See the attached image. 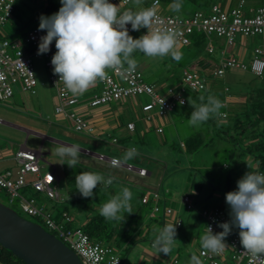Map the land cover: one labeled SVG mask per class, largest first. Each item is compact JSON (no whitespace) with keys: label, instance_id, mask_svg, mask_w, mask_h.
<instances>
[{"label":"rangeland","instance_id":"rangeland-1","mask_svg":"<svg viewBox=\"0 0 264 264\" xmlns=\"http://www.w3.org/2000/svg\"><path fill=\"white\" fill-rule=\"evenodd\" d=\"M54 2H57L59 5L60 0H53ZM208 1V0H207ZM221 3L222 0H209ZM149 2V0H131L130 3L127 5L121 7L120 12L126 11L128 9H132L134 11H139L142 8H145L146 4ZM24 0H19L17 5L18 8L24 7ZM169 4H162L161 7L167 11L172 13H177L181 16H191L193 12L195 11L193 8V5L188 4L185 0H182V8L179 12H175L170 8ZM259 4H264V1H260ZM35 10H31L29 12V16L32 18L35 16ZM35 20H31L28 22L29 24L33 23ZM26 26L24 27V29ZM129 34L135 39L142 35L139 31H129ZM211 40L214 44V50L219 52L224 50V38L218 37L215 35H210L209 37H206L204 42L201 46L195 48L194 46L191 47V45H176V50L180 51L182 53V58L180 59L181 64H185L187 60H192V55L194 58L198 55L203 56L205 54L206 57H209V55H213L210 53L209 55L206 54L205 45L207 42ZM241 36L237 35L235 37V44L233 46V51L236 50L239 46L241 49L247 50V55L245 58V62L249 64L250 58L248 57L250 55H253V48L255 45H259L264 49V33L257 36H249V37H243L244 46L241 42ZM189 48L190 51L184 50L185 48ZM193 53V54H192ZM229 52H227V55ZM264 54V51H263ZM263 56V55H262ZM133 57L138 62V67L142 70L144 74V78H153L149 77L150 71L153 69L151 68V63L153 58L145 56L141 52H134ZM204 57V56H203ZM264 58V57H263ZM194 60V59H193ZM34 67L36 71V77L37 81L38 79L43 80L41 85H45L48 88V85L46 84V81L48 83L47 77H48V71L47 68L44 65V56L43 54L37 55L33 59ZM193 61L186 63V66H189L192 68ZM171 63L169 65H166V67H170ZM215 64H211V67L209 69H203V73H205V76L207 78L208 83H214L212 85L221 86L222 83H227L230 81L235 82L237 75L243 77L244 79L250 81L251 86L253 88L257 87H264V76H256L253 75L252 72H249V70L239 69V68H233L231 71L225 73L222 77H213L210 75V71L214 68ZM163 64H159V67L156 70V72L159 74H162L161 68H166ZM201 67H199L200 69ZM151 69V70H150ZM172 69L174 71H167L164 72L163 77H165L162 90H165L168 86V84H171L172 81H175L176 78L171 79L174 75V73L178 72L176 67L172 66ZM155 70H152L153 72ZM176 70V71H175ZM252 73V74H251ZM152 75V74H151ZM231 76V77H229ZM40 82V81H39ZM100 83V82H99ZM211 85V86H212ZM215 87V86H214ZM222 87V86H221ZM37 88V87H36ZM49 89V88H48ZM161 91L160 89H158ZM217 92V91H216ZM221 95V96H219ZM217 98H224V93H217ZM46 99L41 101L42 106L44 107V118H37L38 113L37 106L34 108L35 102L37 99H42L39 92H36L35 94L30 93H20L18 90H16L15 94L11 98L1 99L0 98V119H8L11 117L14 119L15 117L10 114L12 112L13 114L21 113L29 118H33L35 120L33 123H29L30 120H28L25 124L29 126H41V128L47 132L50 130V126L47 124L46 121L53 120L54 113H53V107L51 105V100L49 99V96L46 95ZM138 100V101H137ZM130 102V100H128ZM140 102L141 105L144 103L141 99L137 98L135 102ZM134 103V101H132ZM30 103L32 105H30ZM130 106L131 108V104ZM134 106L132 107V111L139 114L138 111H141L138 109V107L134 110ZM24 108V109H23ZM140 108V107H139ZM26 109V110H25ZM177 109H174L175 112H177ZM174 110L171 113V115L161 116V118H152L150 120H146L143 118V112L142 118L139 116V118H136L137 121L140 119L146 121L147 127L144 131V138L139 141H135L132 143H126V148L122 151L117 150L116 146H113L111 144V147L107 148L104 152L106 154H116L118 157H122L124 152L129 148H135L137 150V154L131 162V159L127 162H130L132 165L138 167L141 164L144 165V167L149 171H151L150 174L140 175L138 174L137 170L134 168H126L124 165H120L119 167H114L111 164H108L107 160L105 159H97L93 158L96 165H99L103 170L102 171H95V173H100L104 175L105 177L110 175L114 176L116 179L113 181V184L108 188L105 189L102 185L97 186L96 189H94V196L93 198L100 197V201L102 204L106 203L112 195L117 194L120 189L123 187H128L129 189L133 187V183L131 181H137L142 182V184H145L148 186L147 189L151 188H158L160 184L162 183L161 188L165 191V194L168 199H166V204H170V206L173 210H176L177 212H181V218H182V225L181 228L176 227V237L175 239L177 242L175 243L174 247L172 248V251L169 253V255L165 254H157L156 250L152 247L150 244V239L147 238H154L156 234L157 228L163 227V222L161 217H157L155 213H152V210L150 209V212L148 214V208H145L146 214L142 213V225H141V231H143V235L146 236V239H140L137 240V236L133 235L131 237L127 238V242H121L119 241L120 246L118 245V253L121 258L123 257L122 264H190L191 256L196 251L197 245H200V236L204 234L205 230L204 228V221L201 220L199 217H194L193 214L196 213V210H199V208H202L203 206H209L214 205L213 203L217 204H223L225 202V194L229 191H234L237 188L236 182L248 171L250 170H256L259 168L258 162L254 159L253 155L249 154L245 150H242L241 147L237 148V150L234 151V144L230 141L228 138H220V137H214L215 128H213L212 122L211 123H203L198 128L190 127L187 123L188 118L181 119L179 116H176L173 114ZM55 111V110H54ZM190 116V113L187 112ZM234 111L230 110L227 111L225 116H218L214 117V122L217 125H231L232 117H233ZM157 120L160 122L163 132L157 133L155 129L153 128V124H157ZM148 121V122H147ZM24 122V120H23ZM2 123V122H0ZM5 125V124H3ZM206 128V126H208ZM212 125V126H211ZM0 128L1 124H0ZM197 131L200 134L198 138H201L204 142L203 145L198 147L197 150L192 152H187L185 148L181 145V142H186L188 136H192L193 133ZM217 131V129H216ZM1 132V130H0ZM218 132V131H217ZM5 134V133H3ZM213 136V137H212ZM223 136V135H222ZM0 137H3V142L5 143L7 140H10L8 136H3L0 133ZM24 137V135H23ZM22 137V140H23ZM30 138V137H29ZM13 139V138H12ZM35 145V148L38 147V143L34 144L31 139H27V146L32 147ZM48 144V143H47ZM32 145V146H31ZM46 146L44 145L41 148L42 152L46 151ZM236 148V147H235ZM81 156L79 158V164L81 163L82 166L89 164L88 162L92 161L91 155L80 152ZM52 160H56L57 162L54 163L57 167L56 173L60 174V180L59 183L61 186L67 187L66 183H64L63 176H62V170L63 168L60 167L61 164H57L60 162V159L57 155H53L51 151L45 152L40 159V165L43 164V167L41 171H45L50 169L51 167L47 164V161L50 162V158ZM140 160V162H139ZM66 162V161H65ZM84 162V163H82ZM226 163L227 165H225ZM48 165V166H47ZM163 165V166H162ZM250 166V169L248 167ZM66 167L67 165L64 164ZM77 166V165H76ZM85 167V166H84ZM67 168L71 169L70 171L76 172L75 168H70L67 166ZM109 168V169H108ZM1 169V168H0ZM84 171V168H80ZM128 176L130 178L129 181H127L129 184H126L125 177ZM209 181H213L219 184L220 189H212ZM194 183H199L197 186H193ZM225 184H228L230 186V189L223 188ZM132 185V186H131ZM63 189L59 188V191L62 192ZM19 191L24 196H30L34 195L39 202H46L47 208L50 210L52 217L59 222L60 221V209L62 208L61 205H57L55 201H48L47 198L44 196H41L39 194L34 193L33 189L30 188L28 190L30 193L22 190L21 188ZM33 192V193H32ZM187 192H192L195 194V197L191 193L189 195H192V200L195 205V209L188 210L185 208L184 203L182 202V196L186 194ZM216 192H219V196L216 194ZM134 195V194H133ZM172 199V200H171ZM0 201L13 206L19 213L22 215L28 217L37 221L35 217H31L30 214H27L24 212L20 205L19 197L14 196L10 197V195L5 190H0ZM83 200L79 198L78 200H74L72 202L66 203L67 206H70L71 210L78 216L76 217L79 221H82V219L85 218V214L82 210V208H79L77 204H81ZM160 204H162V200L160 201ZM176 205H180V208H176ZM85 209V208H84ZM143 210V211H144ZM38 222V221H37ZM166 223H170V221L167 219ZM43 224V223H42ZM146 224V226H145ZM147 225L149 226V229H147ZM127 225H125L126 227ZM124 228V227H123ZM154 240V239H153ZM129 242V243H128ZM111 244L115 245V241H111ZM132 244V245H130ZM128 246V251H124L123 247ZM121 247V248H120ZM179 256V257H178ZM175 257V259H172ZM174 261V262H173ZM242 264H245L243 262Z\"/></svg>","mask_w":264,"mask_h":264},{"label":"built area","instance_id":"built-area-1","mask_svg":"<svg viewBox=\"0 0 264 264\" xmlns=\"http://www.w3.org/2000/svg\"><path fill=\"white\" fill-rule=\"evenodd\" d=\"M16 0H0V32L4 29L6 17L10 15L13 3ZM129 0H109L110 3L117 5L118 3L126 4ZM155 7L157 18L154 20L153 28L161 30H171L175 32L176 43L185 44L190 40L191 32H202L209 37L211 34L221 36L225 39V46L232 45L237 34L243 37L256 36L264 33V6L255 8H246L244 0L233 7H222L220 3H213L208 10L197 9L191 16H181L177 13L163 11L160 8L158 0H151L148 7ZM122 13V12H121ZM39 21L32 25L25 36L18 40H9L8 38H0V98H9L14 91V86L20 84L23 90L29 92L36 91L37 77L33 59L37 56L38 44L40 37L46 35V31L38 30ZM131 31V25H126ZM146 29H140V33L145 34ZM55 41L52 42V44ZM30 44L31 47H24ZM51 44V45H52ZM50 45V47H51ZM208 51L212 50V44H207ZM262 47H254L253 56L250 59L249 66L245 62L229 57L222 60L213 70V75H223L226 67H238L249 70L255 75L264 74V58ZM45 55H48L45 53ZM44 61L45 67L50 70L48 79L50 84L55 88L58 104L55 105V111L61 113L71 120L76 130H89V123L79 115L71 105L78 102V97L74 96L66 89L62 81H58V75L53 73L51 65L52 55L46 56ZM108 78L100 81V90L88 99L90 106L100 105L109 101H115L121 98L135 97L143 95L146 97L141 105L143 117L150 120L154 115L163 116L167 112L173 110L178 103L184 101L183 92L186 88L201 89L206 86V76L201 75L196 70L188 72L184 71L182 82L176 86L167 88L165 94H161L156 87L143 79L142 71L137 67L134 72L121 73L113 69H107ZM224 103V102H222ZM127 127L133 129L134 122H128ZM156 131H162L161 126H156ZM115 140V138H113ZM41 149L29 148L22 144L14 153L17 162L15 171L11 169L0 170V189H5L10 197L17 196L20 200L21 208L24 212L40 216L45 227L53 231L59 238L67 243L80 257L83 264H120L121 258L112 251L110 245L100 241H91L88 234L77 228L66 229L62 224L63 221L70 219L67 211H61L60 221L57 222L46 210L43 204L38 203L34 196L26 197L19 189L29 184L35 191L43 192L48 198H57L58 193L53 185L55 176L52 172H42L39 161L42 156ZM100 157H103L100 155ZM113 158L117 156H107L110 164ZM130 168V163L125 164ZM260 172L264 169L258 168ZM145 168H138L139 173H144ZM33 173L35 178L27 181L26 173ZM52 178H51V177ZM148 191L144 194L143 200L148 197ZM153 199L155 204L153 210H159L158 193L153 191ZM182 202L185 207L191 206L189 195L182 196ZM164 214H171L173 209L165 206ZM230 209L228 205L210 206L201 209V216L204 218V230L206 226H211L214 233L222 231L218 227L219 223L230 222ZM174 223L180 225V218H176ZM226 244L229 246L220 254H202L201 245H197L194 252L201 260L202 264H259L249 254L243 251L239 239V229L232 228L230 234L225 238Z\"/></svg>","mask_w":264,"mask_h":264},{"label":"clouds","instance_id":"clouds-1","mask_svg":"<svg viewBox=\"0 0 264 264\" xmlns=\"http://www.w3.org/2000/svg\"><path fill=\"white\" fill-rule=\"evenodd\" d=\"M60 4L57 12L49 16L42 14L39 17L38 30L46 31V35L40 37L37 55L47 53L55 41L56 52L51 57L53 73L58 75V81H62L66 89L74 95L83 94L98 80L107 79V69L121 73L134 72L138 66L137 60L133 57L134 52H141L150 58L170 56L177 62L182 58V53L176 50L175 32L153 28L154 20L157 18L154 6L139 11L128 9L121 13L118 5L110 3L109 0H60ZM160 8L163 9L161 5ZM170 8L179 12L182 0H174ZM128 24L133 31L142 28L147 31L134 39L126 27ZM199 99L201 101L199 104L191 101L193 111L187 119L188 125L193 128H198L209 119L218 117L219 110L224 106L214 95H208L206 101L203 96ZM80 149L77 144H59L55 149L60 159L59 164L75 168L81 156ZM137 154L134 147L129 148L122 157L112 159V166L119 167L123 163L125 166L130 163L127 161ZM130 165V168L136 169L137 172L138 168H145L141 165L138 167L131 163ZM248 167L250 169L249 165ZM145 170L144 173L138 174H149L146 168ZM115 179L114 176L105 177L100 173L83 171L75 176V185L82 197L92 198L93 190L98 185L108 189ZM236 184V190L225 194L226 203H223L229 206L230 222L219 223L218 227L222 231L217 233L213 232L210 225L206 226L204 234L200 236L202 254L223 253L229 248L225 238L232 228L236 227L239 229L242 252L249 254L259 264H264V172L250 170ZM147 191L149 194L145 201H151L152 213L156 215L161 204L157 202L159 210L154 211L155 200L152 194L154 190L151 188ZM132 196L133 193L128 187H122L117 194L112 195L100 206V215L106 220L123 221L125 211L132 213ZM217 205L222 204L215 203L208 207ZM173 223H166L162 228H157L154 240H150L157 254L169 255L177 242L176 224ZM190 264L202 262L193 253Z\"/></svg>","mask_w":264,"mask_h":264},{"label":"crops","instance_id":"crops-1","mask_svg":"<svg viewBox=\"0 0 264 264\" xmlns=\"http://www.w3.org/2000/svg\"><path fill=\"white\" fill-rule=\"evenodd\" d=\"M31 1H32V3H34L35 5H37L39 7L42 4H45L46 0H31ZM222 1L224 4L223 6L227 7V8L233 7L234 5H236L239 2V0H222ZM216 3H218V2H216ZM244 5L248 9L249 8L253 9L257 5H260V4H259V1L257 2V0H244ZM261 5H264V4H261ZM196 33L197 34L194 35V38L189 40L188 43H185V44L176 43V45L177 46L191 45V47L194 46L195 48L201 46L202 43L204 42V40L206 39V35L203 33L205 37L201 40L202 36L199 35L198 33H202V32L197 31ZM211 35H214V34H211ZM215 36H217V35H215ZM218 37H221V36H218ZM18 39H20V38H17V40ZM242 39H243V36H241L240 43L242 42L243 43L242 45L244 46V42ZM209 42H211V44H212V50L211 51H208V49H207V44H209ZM197 43H199L200 45L197 46ZM207 44L205 45L206 54H208V55L210 53L213 54V55H209V57H206L205 54H203L204 57L198 55L194 58V56L192 55V60H190V61L187 60L185 62V64H181L180 62L173 60L170 56H165L163 58H153L152 63H151V65H152L151 68H153L152 70H155L159 67V64H163L164 67H166V65H169L171 63L170 67L160 69L162 71V74H164V72H167V71H174V69H172V66L176 67L178 72L174 73L173 77L171 78V79L176 78V80L172 81L171 84H168V86H167V88H168L170 86H176V85H178V83L182 82L184 71L191 72V71L196 70L201 75L205 76V73H203V71H205V70H203V69H209V67H211V64L212 65L215 64V66H216L220 63V60L225 58V57H235L236 59L241 60L242 62H245L244 61L245 58H243V57H246V55L248 54L247 50L241 49L240 46L238 48H236L235 51H233V46L235 44V41L232 45L225 46V39H224V50L222 52L221 51L217 52L214 50V44L211 40H209L207 42ZM256 46L261 47L259 45H255L254 47H256ZM24 47L27 48V46H25V45H24ZM184 50L190 51V49L188 47L185 48ZM263 51H264V49H263ZM227 52H229L228 55H227ZM252 56L253 55H250L248 57H252ZM261 56L264 57V54L262 53ZM191 61H193L192 62L193 63L192 68L189 66H186V63H189ZM245 63L248 64L247 62H245ZM199 67H201V68L199 69ZM233 68H237V67H230V68H228V70H226L225 73L231 71ZM152 70L150 71L149 77H153V78L145 79L144 74L142 72L143 79L146 82L152 83L156 87L157 90L160 89L161 91H159V90L158 91L161 94H165L167 92V88L165 90H162V86H163L162 84L164 82L165 77H163V75L161 73L158 74L156 72V70L154 72ZM212 70L210 71L211 76L213 75ZM47 71H48V76H49L50 70L47 69ZM229 77H231V76H229ZM234 78H236L235 80L239 79V81H240L238 91H234V90L230 89V92H229V90H227V88L223 87V83L221 84V86H222L221 87L219 85L218 86L212 85L214 83V81L212 82V84L206 82L207 83L206 87L208 90H210V93L206 92V94L203 96V97H205V101H206V98L208 95L216 96V94L219 92L224 93V98H221V97L218 98L221 102H224L223 103L224 106L219 110L220 115H222V116H225L227 111H230V110L237 111V110L242 109V106H243V102H244L243 95L245 92V90H243V89L246 86L247 80L244 79L243 77L239 76V74L237 75V77H234ZM47 80H48V83L46 81V84L48 85L49 89L47 88V86L41 85L43 80L38 79L37 84H36L37 88L35 87L36 91L33 93L26 91V90H23L21 88L20 84H16L14 86V91H13V94L11 95V97L15 94L16 90H18V92L23 93V94L30 93L32 95L35 94L36 92H39L42 99H37V101L35 102L36 104L34 105V108L36 106L38 107L37 111H36V113H38L37 118H44V111H43L44 107L42 106L41 101L45 100L46 95H48L49 99L52 102L51 105L53 107V113H54L53 117H55V118H53V120L46 121L47 124L50 126V130L47 132H45L41 128V126H36V125L29 126V125L25 124L28 120H30L29 123H33L35 120H33V118L31 119V118H29V117H27L21 113L13 114L12 112H10V114L15 117L14 119H12L11 117H9L8 119H5V120L0 119V122H2V123H0L1 127H2V128H0V130H1L0 133L3 136H8V138L11 137V139L7 140L5 143L3 142V137H0V168H1L0 170L11 169L12 171H15L18 164L14 158V153L20 145L24 144L27 146V139H31L34 144L38 143L37 148H35V145H33V144H32L33 146L31 145L32 147H30V146H27V147L33 148V149H38V148L41 149L45 145L47 147L45 152L49 153L51 151V153L53 155H56L55 149L61 143L67 144V145L77 144L81 148L80 152L84 153L85 155L92 154L91 155L92 161L88 162L89 164L86 163V165H83V166L81 163L80 164L78 163L77 166H75V170H79V168L82 167V168H88L92 172H95L97 170L102 171L103 169L99 165L95 164L93 158H97L99 160L105 159V161H106L107 156H117L118 157V155H116V154L104 153V152H106L105 150L107 148L111 147V144H113V146H116L117 150L122 151L123 149L126 148V146H125L126 143H129V142L132 143V142L139 141L140 139L144 138V131L146 130L147 123H146V121H144L142 119H140L139 121L136 120V118H139V116L140 117L142 116L141 113L144 111L141 108V103L140 102L138 103L137 102L138 100L135 102V100L137 98L138 99L140 98L141 101L143 102L146 99L145 96H143V95H138L135 97L129 96L127 98H121V99H118L115 101H109V102H106V103H103L100 105L90 106L87 101L90 97H92L94 94H96L100 90L101 84L99 83L100 82L99 80L93 86H91L86 92H84L83 94L74 95L71 92L74 96L78 97V102H76L74 105H71L70 107L74 108L76 110V112L79 115H81L89 123V126L91 127V129H89V130L82 131V130H76L74 128L73 120H71L69 117L54 111L55 105L58 104V98H57L56 90L50 84L48 77H47ZM224 84L226 86L228 84H234V82L229 80V82L224 83ZM219 96H221V95H219ZM128 100H130V102ZM132 101H134V103ZM191 101H195L197 104H199L201 102L200 99L193 100V97L185 95L184 101L182 103H178L177 106L174 108V109L178 108L177 112H175V110L173 109L174 110L173 114L176 116H179L181 119H183V117H181L178 114L179 110L184 105V103H186V102L191 103ZM128 104L129 105L131 104V108H130V106H128ZM30 105H32V104L30 103ZM133 105H135L134 110L137 107H138V109L141 110V111H138L139 114L132 111ZM173 110L167 112L163 116L168 115ZM169 115H171V113ZM153 118H159L160 119L161 116L154 115ZM23 120H24V122H23ZM131 121L134 122L133 129H129L127 127V123L131 122ZM3 124H5V125H3ZM214 124H215V122L213 121L212 122L213 128H214ZM221 125H217V126L219 127ZM156 126H161V124L158 120H157V124H155V123L153 124V128L155 129ZM208 127H209V125H208ZM208 127H206V128H208ZM155 131H156V129H155ZM161 132H163V128H162V131L157 132V133H161ZM195 132H197V131H195ZM3 133H5V134H3ZM23 135H24V137H23ZM22 137H23V140H22ZM113 138H115V140H113ZM242 141H244V139H242ZM45 152H42V154H44ZM100 155H102L103 157H100ZM49 159H50V162L47 161V164L51 168L48 170L42 171V172H52L54 170L53 173L55 176V180L53 181V185L57 189V193H58L57 198H48L43 192L35 191L29 184H27L25 187H22L21 189L30 193L28 190H30V188H31V189H33L34 193L39 194L41 196H44L50 202L55 201L57 205H61V207H62V204H65V201L68 198L69 186L67 185L66 188L64 186H61V184L59 183L60 174L56 173L57 167L54 164L57 161L52 160L51 157ZM51 161H53L54 163H52ZM107 162H108V160H107ZM131 162H132V159H131ZM139 162H140V160H139ZM82 163H84V162H82ZM39 164H40V161H39ZM57 164H59V163H57ZM108 164H110V163L108 162ZM122 165H124V163ZM141 166H144V165L141 164ZM42 167H43V164L40 165L41 169H42ZM60 167L63 168L62 176H63V180H64V179H66V171L69 172L71 169L67 168V166L65 167L64 164L63 165L61 164ZM150 173H151V171L149 170V174ZM108 176H110V175H108ZM108 176H106V177H108ZM25 178L29 182L35 178V175L33 173L28 172V173H26ZM125 180H126L125 183L130 185V183L127 182L130 180V178H128V176L125 177ZM207 180L209 182V179H207ZM64 183H65V180H64ZM131 183H133L132 184L133 188L138 190V192L140 190H142L143 193H146L147 190H145V189L148 188L146 183L142 184V182H137V181H131ZM209 183H210V185L213 184L211 181ZM197 184L200 185L199 183H197ZM197 184L194 183L193 186H195V185L197 186ZM161 186H162V183L160 184V186L158 188H152V189L154 191L158 192V198L159 199L157 202L159 203L162 200V204L160 205V210L156 214V216L162 218V222H163V226H164L167 219L170 221V223H173L177 216L181 217V212H177L176 210H173L171 215L164 214L163 206L170 205V204L169 203L166 204V199H168V202H169V197H167V195L165 194V191L163 190V188H161ZM59 188L63 189L62 192L59 191ZM211 188H212V185H211ZM188 193H191L193 195V197H195L194 193L187 192L186 194H188ZM216 194L218 195L219 192H216ZM30 196H34V195H30ZM26 197H29V196H26ZM218 197H220V196L218 195ZM193 200H195V198H193ZM36 201H37V199H36ZM95 201H96L97 205L92 206L93 207L92 209H86L85 208L84 210L82 209L81 211H83L84 214H87V213L93 212L94 210H100V206L102 205V203L100 201V197H96ZM37 202L43 204L44 208L46 210L50 211L47 208L48 204L46 202H39V201H37ZM66 203H68V201ZM224 203H226V202H224ZM213 204H215V203H213ZM176 208H180V205H176ZM62 210H65V209H63V207H62L60 209L59 213ZM65 211H67V210H65ZM150 244L152 245V242H150ZM159 254H163V253H159ZM172 259H175V257H173Z\"/></svg>","mask_w":264,"mask_h":264},{"label":"trees","instance_id":"trees-1","mask_svg":"<svg viewBox=\"0 0 264 264\" xmlns=\"http://www.w3.org/2000/svg\"><path fill=\"white\" fill-rule=\"evenodd\" d=\"M19 0H16L13 3V8L11 10V13L9 16L6 17V21L4 24V29L0 32V38H8L9 40H17V38L22 39V37L25 36L28 29L37 23L39 21V17L43 14L45 16H49L55 12H57L61 5H59L57 2H54L53 0H46L45 4H42L41 6H37L34 3H32L31 0H24V7L18 8ZM188 4L194 6V10L197 9H205L208 10L210 6L214 3V1H207V0H185ZM264 1V0H257V2ZM131 0H129L126 4L118 3L119 11L121 10V7L127 5L130 3ZM149 2L146 4L145 8H148ZM159 3L162 4H169L174 3V0H159ZM222 7L223 1L220 3ZM257 6H264V5H257ZM256 6V7H257ZM35 16L30 17L29 12L31 10H35ZM164 10V9H163ZM165 11V10H164ZM35 20L33 23L29 24L28 22ZM26 28L24 29V27ZM133 31V30H131ZM196 32H191L189 34L190 40L194 38V35H196ZM202 36L201 40L205 37L203 33H198ZM239 35V34H237ZM200 44L197 43V46ZM27 46V45H25ZM27 47H31L30 44H28ZM56 52L55 48V42L51 45L50 50L47 52L48 55H54ZM44 56V61L46 60V56ZM229 57H225L220 60H225ZM249 66V64H248ZM238 68V67H237ZM243 69V68H239ZM249 70V67H247L244 70ZM226 70H228V67H226ZM226 72V71H224ZM249 72H251L249 70ZM224 75V74H223ZM223 75H212L213 77H222ZM259 76V75H256ZM261 76H264L261 75ZM207 82V78H206ZM207 84V83H206ZM212 84V83H211ZM240 81L237 79L234 84H228L225 86L223 83V87L227 88V90L230 89L234 91H238L239 89ZM207 86V85H206ZM203 87L201 89H190L186 88L183 92V96H190L193 97V100L199 99L201 96H204L207 93H210V90L207 89V87ZM244 102L242 109L234 111L231 125H221L217 126V124H214L215 132L214 137H220V138H228L230 141L234 144V151L237 150V148L241 147L242 150H245L249 154L253 155L254 159L258 162L259 168L264 169V87H257L253 88L251 86L250 81H246V86L244 87ZM11 97V96H10ZM9 97V98H10ZM193 111V108L191 106L190 102L184 103V105L179 110V115L183 118H189V115L187 112L191 113ZM214 121V118L209 119L206 123H211ZM208 127V126H206ZM222 128V129H221ZM217 129V131H216ZM85 131V130H82ZM201 133L194 132L192 136H188L186 142H181V145L185 148L187 152H192L198 149L201 145L204 144L201 138H198ZM223 135V136H222ZM242 136V137H241ZM213 137V136H212ZM244 139V141H242ZM142 140V139H140ZM236 147V148H235ZM227 165L226 163H224ZM84 171L92 172L88 168H84ZM66 171V179L65 183L69 186L68 189V198L65 201V204H62L63 209L67 210V213L69 214L70 219L68 221H63V225L66 229L70 228H79L81 231H84L88 234V237L91 241H100L104 244L110 245L112 247V251H114L118 256L119 253L117 251V247L119 244V241L121 242H127V238L131 237L133 235L137 236V240L140 239H146V236H144L141 231V225H142V213L145 214L150 212L151 209V201H142V190L138 192V190L134 189L133 187L130 188L132 193L134 194L131 199V212L127 213L126 211L123 213L124 220L123 221H116V220H106L104 217L100 215V210H94L91 213L85 214V218L82 219V221H79L76 217H78L70 208V206L66 205V202H72L74 200H78L81 198L83 202L81 204H77L79 208L86 209H92L94 205H97L95 199L96 198H85L82 197L79 192H77L76 185H75V176L81 172V169L76 170V172L73 171ZM210 182V181H209ZM212 189H220L219 184L216 182H213ZM225 189H230V186L228 184H225L223 187ZM5 190V189H0ZM6 191V190H5ZM186 195V194H185ZM189 195V193L187 194ZM191 206L189 208L185 207L188 210L195 209V205L192 200V195H189ZM96 203V204H95ZM186 206V205H185ZM148 208V211L144 210L145 208ZM208 208V206H203L202 208H199V210H196V213L193 214L194 217H199L201 220L204 221V218L201 216V209ZM144 210V211H143ZM28 214V213H27ZM35 217V219L43 223V220L40 216H34L31 215V217ZM30 217V216H28ZM61 217V212H60ZM176 218H180V225L176 226L177 228H181L182 225V218L180 216H177ZM175 218V219H176ZM125 225H127L125 227ZM146 226V224H145ZM124 227V228H123ZM149 229V226L146 227ZM204 230V228H203ZM153 240L154 238H147ZM111 241H115V245L111 244ZM129 243V242H128ZM132 245V244H130ZM121 248V247H120ZM124 251H128L129 247L124 246ZM121 257V256H119ZM123 261V257L121 258V264ZM175 261H177L175 259ZM174 262V261H173ZM0 264H26L21 258L13 254L10 250L6 249L0 244Z\"/></svg>","mask_w":264,"mask_h":264},{"label":"water","instance_id":"water-1","mask_svg":"<svg viewBox=\"0 0 264 264\" xmlns=\"http://www.w3.org/2000/svg\"><path fill=\"white\" fill-rule=\"evenodd\" d=\"M0 244L26 264H83L79 255L56 234L2 201Z\"/></svg>","mask_w":264,"mask_h":264}]
</instances>
